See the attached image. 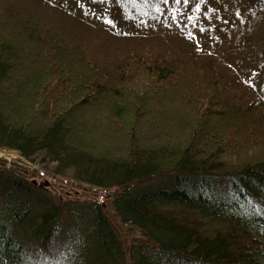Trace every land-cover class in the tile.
Returning a JSON list of instances; mask_svg holds the SVG:
<instances>
[{"label":"trees","instance_id":"obj_1","mask_svg":"<svg viewBox=\"0 0 264 264\" xmlns=\"http://www.w3.org/2000/svg\"><path fill=\"white\" fill-rule=\"evenodd\" d=\"M27 1L0 0V149L34 168L2 157L0 169L49 178L14 185L50 201L33 225L27 209L0 213V264H34L17 229L52 245L64 210L76 219L72 197L89 191L70 264H264V102L227 93L212 54L96 53ZM214 176L230 199L192 187ZM156 178L169 182L142 185Z\"/></svg>","mask_w":264,"mask_h":264},{"label":"rangeland","instance_id":"obj_2","mask_svg":"<svg viewBox=\"0 0 264 264\" xmlns=\"http://www.w3.org/2000/svg\"><path fill=\"white\" fill-rule=\"evenodd\" d=\"M25 7L65 39L84 41L96 53L109 55L150 43L159 49L212 54L225 75L227 93L241 103L253 98L264 102V0H30ZM0 150L14 155L10 158L0 155L7 164L14 161L27 169L34 168L23 156ZM17 177L0 169V213L9 216L14 210L24 213L27 209L25 217L32 216L31 224H37V214L45 209L50 198L35 191L27 194L16 189L14 183L27 186L28 181L33 184L35 180L34 184L39 185L49 178L22 176L25 180L18 181ZM164 181L167 179L156 178L142 185L153 187L163 185ZM191 181L192 187L203 192L231 198L230 189L221 177ZM48 189L52 191L50 186ZM91 192L72 197L75 201L68 207L73 217L77 215L76 219L64 210L58 222L62 235L50 246L32 242L25 225L17 229V236L34 264L71 263L66 255L72 250L67 236L70 232L74 234L75 222L81 220L79 216L93 203L95 195Z\"/></svg>","mask_w":264,"mask_h":264},{"label":"water","instance_id":"obj_3","mask_svg":"<svg viewBox=\"0 0 264 264\" xmlns=\"http://www.w3.org/2000/svg\"><path fill=\"white\" fill-rule=\"evenodd\" d=\"M33 182L35 183V180H33ZM39 185L42 186V187H46V186L49 185V180H48V179H45V180H43L42 182H39ZM108 195H109L110 197H112V196H114V192L111 191V192L108 193Z\"/></svg>","mask_w":264,"mask_h":264},{"label":"bare ground","instance_id":"obj_4","mask_svg":"<svg viewBox=\"0 0 264 264\" xmlns=\"http://www.w3.org/2000/svg\"><path fill=\"white\" fill-rule=\"evenodd\" d=\"M0 155H5V156L8 157V158L14 156L13 154H7V153H5V152H3L2 150H0ZM214 178H216V177L214 176Z\"/></svg>","mask_w":264,"mask_h":264}]
</instances>
